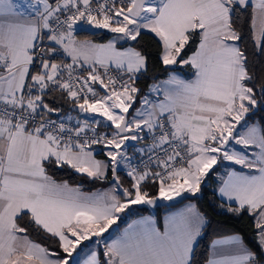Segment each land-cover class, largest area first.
<instances>
[{
  "label": "snow or ice",
  "instance_id": "snow-or-ice-1",
  "mask_svg": "<svg viewBox=\"0 0 264 264\" xmlns=\"http://www.w3.org/2000/svg\"><path fill=\"white\" fill-rule=\"evenodd\" d=\"M0 264H264V0H0Z\"/></svg>",
  "mask_w": 264,
  "mask_h": 264
},
{
  "label": "trees",
  "instance_id": "trees-1",
  "mask_svg": "<svg viewBox=\"0 0 264 264\" xmlns=\"http://www.w3.org/2000/svg\"><path fill=\"white\" fill-rule=\"evenodd\" d=\"M93 39H96L97 41L103 40L105 37L103 34L96 35L92 37ZM146 43L151 44L150 41L146 40ZM151 51L153 54H155V46L151 45ZM190 72L189 70H184ZM146 81L141 80L139 82V86L141 88H144ZM67 107V106H65ZM98 158H103L102 156H99ZM57 177L62 179H69L72 183H79L81 182L78 177H76L74 174H64L62 172H57ZM216 178L214 177L213 180L209 181L208 187L204 191V195L202 199L199 201L201 209L209 216L211 221V226L206 230V234L201 239L197 251L201 254L207 253V251L210 248L211 240L214 238H217L219 234H228L232 232H239L242 233L245 236V239H249L252 236V232L250 230V220L247 216H244L243 218L240 217H234L231 214H226L221 212L220 209L211 207L210 204H212L215 201V197L212 195L213 188L216 186L215 183ZM84 189L87 190H93L96 187H101V185L93 184L92 182H84L83 184ZM144 209V206H133V208L130 210L132 213L129 215L128 213L122 214V221L119 222V227L123 228L127 222L135 217H138L140 215H147L150 213V211H154L158 219H162V211L165 208H147ZM117 226L115 225V228ZM53 246L54 245H50ZM75 255V254H74Z\"/></svg>",
  "mask_w": 264,
  "mask_h": 264
},
{
  "label": "crops",
  "instance_id": "crops-1",
  "mask_svg": "<svg viewBox=\"0 0 264 264\" xmlns=\"http://www.w3.org/2000/svg\"><path fill=\"white\" fill-rule=\"evenodd\" d=\"M186 70H188V69H186ZM184 74H185V75H190V72L187 73V71H184ZM162 212H163V213H162V217H163V215H164V213H165V209H164ZM147 215H153V216L157 217L154 211H150V213H148ZM136 218H139V216H138V217H135V218H133V219H136ZM131 220H132V219H131ZM131 220H129L128 222H130ZM128 222H127V223H128ZM125 226H126V225H125ZM113 228L115 229V225L113 226ZM109 231L112 232V229H110ZM105 236L107 237L108 234L106 233ZM94 239H95V238H94ZM84 243H85V244H90V242H88V241H85ZM81 247H83V245H82ZM101 248H102V245H101Z\"/></svg>",
  "mask_w": 264,
  "mask_h": 264
},
{
  "label": "water",
  "instance_id": "water-1",
  "mask_svg": "<svg viewBox=\"0 0 264 264\" xmlns=\"http://www.w3.org/2000/svg\"><path fill=\"white\" fill-rule=\"evenodd\" d=\"M177 199H180V198H177ZM164 203H166V202H161L160 205H159L158 207L164 208ZM158 207H157V208H158ZM149 208H151V207H149ZM151 209H155V208H151Z\"/></svg>",
  "mask_w": 264,
  "mask_h": 264
},
{
  "label": "rangeland",
  "instance_id": "rangeland-1",
  "mask_svg": "<svg viewBox=\"0 0 264 264\" xmlns=\"http://www.w3.org/2000/svg\"><path fill=\"white\" fill-rule=\"evenodd\" d=\"M93 31H96V30H93ZM102 31V30H101ZM97 151H99V149H97Z\"/></svg>",
  "mask_w": 264,
  "mask_h": 264
}]
</instances>
